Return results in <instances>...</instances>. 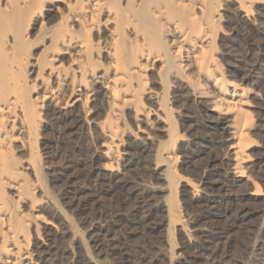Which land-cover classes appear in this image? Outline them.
Returning a JSON list of instances; mask_svg holds the SVG:
<instances>
[{"label":"bare ground","instance_id":"6f19581e","mask_svg":"<svg viewBox=\"0 0 264 264\" xmlns=\"http://www.w3.org/2000/svg\"><path fill=\"white\" fill-rule=\"evenodd\" d=\"M263 11L264 0H0V264L80 263L73 251L79 234L42 215L44 207L57 205L43 189L36 156L22 161L14 155L16 149L35 150L52 111L62 119L84 122L86 131L94 132L92 158L105 163H84L88 174L124 190L134 205L130 215H141L132 222L134 228L121 235L114 231L121 225V213L89 223V239L108 257L104 262L125 260L126 245L147 222L152 230L167 227L168 250L163 249L171 254L170 264H192V259L225 264L211 248L206 227L194 225L202 232L200 238L187 229L204 213L191 212L185 219L177 195L189 198L191 193V199L219 207L264 199L258 181L264 175V154L254 158L251 151L262 147L255 136L264 126L254 122L248 109L253 92L226 75L217 50L227 35L222 24L227 14L230 23L239 17L255 26ZM180 97L197 108V115H180V127L189 135L179 133L172 119ZM149 99L154 108L145 102ZM131 121L143 129L132 133ZM70 130L78 139L84 135L79 124ZM159 134L167 140H160ZM40 139L47 149L49 139ZM214 145L225 148L226 166L217 167V159L206 164L198 174L201 189L183 172L194 163L192 153L199 155ZM145 153L153 156L152 162L144 160ZM79 163H44L43 169L60 200L70 206L80 202L76 211L81 214L91 200L106 198L112 190L102 184L91 191L82 184L75 172ZM136 168L153 171L161 184L133 177ZM244 184L251 189L231 192ZM158 214L160 220L154 221ZM43 226L55 229L54 234L42 237ZM258 227L248 261L236 264H264V220ZM176 230L187 236L190 256L178 252ZM55 234L70 235L64 250L68 257L56 254L60 248L51 243ZM37 239L42 245L34 244Z\"/></svg>","mask_w":264,"mask_h":264},{"label":"rangeland","instance_id":"374dc122","mask_svg":"<svg viewBox=\"0 0 264 264\" xmlns=\"http://www.w3.org/2000/svg\"><path fill=\"white\" fill-rule=\"evenodd\" d=\"M226 16L227 17L224 18L225 20L222 24L224 28L223 30L227 33V35L223 36L218 42L219 48L217 50H219V54L221 55L219 59L221 58V63L223 64L225 70H227L226 75L229 76V78L235 80L237 83L243 84L244 87L253 92V95H251L249 99L250 101L248 109L253 115L254 122L262 128L264 126V13L263 17H258L255 26L249 25L248 23L246 25V22L243 19L241 21V18L239 17L234 18L235 20L230 23V14H227ZM152 87H154L155 89H159L158 85H152ZM170 89L172 88L170 87ZM183 94H186V92H184ZM173 95L174 93L170 94V96ZM151 101L152 100L149 99L145 102L150 107L154 108L155 105ZM195 107L196 105L190 99H185V97H180L179 104L175 105V112L173 113L172 119L175 122V129L179 133L189 135L185 129H182V127H180V124L182 122L180 115H183L184 113L187 115L189 114L190 116L197 115L195 112L197 108ZM49 120L50 124L47 129H45V132L47 133H38L39 136L37 137L39 138H37L35 144L36 146L34 145L35 150L33 152H30L29 150L22 151L16 149L14 155L19 159L21 158L22 161L28 159L30 155V157L36 156L35 158H37V164L39 165V168L41 169L40 171L42 172V177L40 176V179L43 184V189L53 197L54 203L57 205V208L46 206L43 209V214L41 212L40 213L44 216L54 219L58 226H62L61 228H63L64 226L65 229L70 227L75 233L79 234L78 240L73 243L74 246L72 244L73 251L77 255H79V264H107L104 261H106L108 257L102 256L99 251H96L98 250L97 246L94 245V242L90 241L89 239V233L87 230L89 223H92L96 220H103L104 218H106V216L109 217L110 215L112 216L121 213V225L114 229V231L116 230V234L120 232L119 235H121L125 232L131 231V229L134 228L132 222L139 219L141 215H130L131 210L134 208V205L132 203L133 201L128 197L124 190L116 185H113L110 182H108V184L106 182L104 185L103 181L99 180V176L95 174H88L84 163L87 167L95 165L100 166L105 163V160L100 157L95 158V161L92 158L91 153H93L92 150L95 148L93 146L97 144L94 140V132L89 133V131L87 130V133L84 122L82 123L80 121L70 119L69 117L62 119L61 115L55 111H52L50 113ZM74 122L75 124H79L80 127L84 129V135L79 139L74 135L72 136L70 132V127L75 125ZM129 123V128L132 133L134 131H136L135 133H137L144 127L142 126V128H138L137 124L134 121H131ZM188 124L192 123L188 121ZM194 127L195 126H193V128ZM198 129H200V131ZM194 131L196 133L198 131L199 135H203L205 132L204 129L200 127L194 128ZM44 135L49 139L47 142V149H44L41 144L40 138H42ZM162 135L163 134H159L157 136L158 138H160V140H167L166 136ZM255 139L259 141V144H261L262 147H255L253 150H251L254 158L259 157L258 155L261 156V154H264V132L258 131ZM75 141L78 144L77 147H74ZM200 141L202 142V140H199V144ZM135 142H137V140H135ZM135 146L139 147L140 144H135ZM186 146L187 145H185V147ZM151 147L153 148V146H150L149 149ZM194 147L197 146H193L190 148L196 149ZM152 148L151 150H153ZM209 149L205 150L206 152L204 151V153H200V156H195L192 153L193 156L191 157V159H194V163L193 165H191L189 170L183 172L189 178L193 179V181L197 183V185H199L201 189L202 185L199 181L198 174L203 169H205V165L210 163L212 160L217 159L216 163L219 164L217 165V167L223 168V166H226L227 162L224 158L225 155L223 154L225 152L224 147L214 145ZM36 153L38 156L36 155ZM183 154V152H179L180 156H183ZM148 155V153H145L142 157L144 158L146 156L144 160L146 159V161L150 163L154 158L153 156ZM190 155L191 154H188V156ZM67 161H73L77 163L83 162L82 164L79 163L77 165V169L75 170V172L79 177L80 182L89 187L91 191L98 189L100 185L103 184L104 187L108 185L109 188H111L112 194H107L105 195L106 198L96 199V201L95 199L91 200L89 204L90 207H88V209L84 210L81 214L79 212L77 213V206L80 204V202L78 203V201H75V205L72 206H70L71 204L68 203L69 201L66 202L65 200H62V202L60 200V197L56 195L57 192L51 187L50 182L47 181L48 179L45 176V170L43 169V166L45 164L61 165ZM133 173V175H135L133 177H136L138 175L137 177H142V179H145L146 181L161 184V180L155 173H153V171L144 168H136ZM263 176L264 175H261L258 178V181L263 184L262 186L264 188ZM247 189H251V187L244 184L241 187H236L234 191L231 192H243ZM222 192L224 194H232L228 190H221V193ZM41 194L38 193L37 196L39 197V195L41 196ZM12 195V192H10L9 196L11 197ZM191 196V193H189V198L182 196L180 193L177 195V199L181 203L183 217L186 219V216L191 212H203L204 216L200 217L195 222L196 224H191L189 222L187 224V229H190V231L194 232L195 237L200 238L202 236V232L199 233L197 230H195V226L199 225V227H206L205 229L209 231H207V233L211 234L212 236V241L210 243L211 248L213 250H216L220 254L219 259L223 260L225 264H236L238 260L247 259V256L249 259L252 246L254 245L256 237L259 234L258 229L260 227L258 226H261V223L264 220V199L258 198L256 200L250 201L242 200L233 204L224 205V207H219L216 202L205 200H201L202 202L195 201L191 199ZM206 203H208L209 205H207ZM199 204L200 206L203 205V210L200 209L201 207L198 206ZM22 209L24 213L31 214V211L28 207L22 206ZM256 210H259V212H255ZM158 215L156 216L154 221L160 220L161 216L160 214ZM134 217L136 219H134ZM199 223L201 224V226ZM147 224L148 223L146 222L144 225H141L139 229L140 232L133 236L130 243L126 245L125 248L128 251L126 259L115 264H170L171 254H169L168 251H165L166 248L168 250V234L166 232L167 227L161 226L157 230H152ZM192 228L194 229V231ZM52 231L55 232V229L43 226L40 229V235L42 237H47L52 233L54 234V232ZM69 236L70 235L63 237L59 234H55L54 236L51 235V243L60 248L58 253H56L59 254L58 256L66 255V257H68L67 251L64 250L67 247L66 245L68 243L70 244L69 241H71V237L69 238ZM173 236L175 238L174 242L177 243L179 248L181 247L180 250L178 249V252H181L185 256H190L192 254L191 251H193V248L192 246H190L187 236L182 233V231L180 234V232L177 230L174 232ZM34 244L36 246H40L42 245V241L40 239H37ZM176 251L177 249L173 251V253H175ZM196 262L199 263L201 262V260H197ZM198 263L193 262L192 259V264ZM45 264H57V262L47 261Z\"/></svg>","mask_w":264,"mask_h":264}]
</instances>
